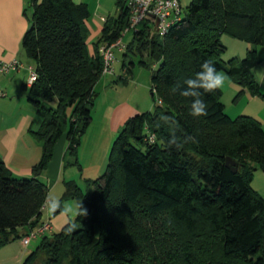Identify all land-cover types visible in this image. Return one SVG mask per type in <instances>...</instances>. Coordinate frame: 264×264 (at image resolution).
<instances>
[{
	"label": "trees",
	"instance_id": "16d2710c",
	"mask_svg": "<svg viewBox=\"0 0 264 264\" xmlns=\"http://www.w3.org/2000/svg\"><path fill=\"white\" fill-rule=\"evenodd\" d=\"M117 6L119 15L105 22L90 52L86 4L28 0L33 26L22 46L39 75L30 98L43 118L34 133L42 156L24 178L0 157V247L45 221L49 187L40 176L65 134L63 165L70 157L78 163L103 76L100 46L118 39L129 22L125 0ZM152 31L147 22L132 31L124 55H142L139 63L150 68L152 94L161 102L124 123L89 194L66 182L65 195L84 198L75 222L41 236L23 264H38L41 256L43 264H264V196L251 185L256 168L264 170V126L251 115L231 117L220 87L201 97L208 107L199 118L189 114L192 98L180 94L207 60L261 95L254 68L264 45V0H192L164 36ZM225 32L252 45L243 58L223 59Z\"/></svg>",
	"mask_w": 264,
	"mask_h": 264
},
{
	"label": "crops",
	"instance_id": "0c3cea01",
	"mask_svg": "<svg viewBox=\"0 0 264 264\" xmlns=\"http://www.w3.org/2000/svg\"><path fill=\"white\" fill-rule=\"evenodd\" d=\"M73 1L88 6L91 17L86 20V23L90 29L103 24L101 26L103 30L105 22L117 17L120 12L117 6L118 0ZM27 9L28 0H0V60L19 59L26 65L34 64L22 46L23 36L30 24L29 14L26 13ZM95 32L91 37L97 36L100 31ZM243 42H238V50L233 54L238 59L244 57L252 46L246 41ZM258 51L261 61L255 66L254 73L258 81L262 80L260 90L264 99V45L258 46ZM222 75L224 80H228L227 90L222 88V102L226 112L233 118L242 114L254 116L264 126V100L260 99V95H250L231 77H227L229 75L226 72ZM103 76L105 78L107 74ZM28 77L27 69L0 75V87L6 91V95L0 97V157L18 178L31 177L33 166L40 161L42 156V145L34 133L42 126L43 118L37 112V106L30 98L31 86L27 83ZM245 96H248L247 104L238 105ZM253 101L258 104L257 107L254 105V109L249 103ZM140 111V108H136L132 104L125 107L118 105L113 109L114 114L112 113L113 127L122 126L130 117L141 113ZM67 148L68 139L63 135L55 145L54 154L48 167L40 176L48 185L51 196L57 191L58 193L65 192L66 182L69 181L67 178H63L62 174ZM52 201L53 199L48 197L42 210L41 220L50 219L53 224L51 232H56L68 221L60 214L51 218L53 210L50 203ZM30 244L25 246L19 238L3 245L0 247V264H23L25 258L34 250Z\"/></svg>",
	"mask_w": 264,
	"mask_h": 264
},
{
	"label": "rangeland",
	"instance_id": "374dc122",
	"mask_svg": "<svg viewBox=\"0 0 264 264\" xmlns=\"http://www.w3.org/2000/svg\"><path fill=\"white\" fill-rule=\"evenodd\" d=\"M191 1L192 0H182L183 14L187 11V7ZM90 17L91 15L87 19H90ZM86 25L88 27L87 23ZM101 26H103V24L97 27H92V29L88 27L89 32L87 43L90 52L95 51V44L101 37ZM95 31H97V33L100 32L97 36L91 37L94 36L96 33ZM131 38L132 31L126 34L124 42L128 44ZM221 41L227 47L222 56L224 60H229L234 57L233 54L238 50V42L244 43L243 40L233 37L228 32L221 35ZM124 52L125 51L116 50L113 72L107 74L105 78L102 76L97 84V97L92 111L93 119L81 137L78 163H75L73 161L74 158L70 157L68 163L65 166L63 165L62 168L63 178L73 181L84 195L89 194L93 190L94 186L92 181L105 172L109 163V156L113 143L116 140L120 129L124 125H119L117 128L113 127V109L118 105L125 107L132 104L134 107L140 108V112L142 113L154 111L156 103L159 102L157 94H152L150 68L139 63L142 55L135 51V53L131 52L128 56H125ZM143 54L144 60L151 62L148 53L144 52ZM131 61H134L135 65L132 67L131 71H129L127 66ZM220 73L223 74L225 72L221 71ZM261 81L262 80L260 79L258 82L261 83ZM220 88L227 90L228 80H223ZM262 95L261 92L259 97H261V100H264ZM247 102L248 96H245L238 105H245ZM249 103H251L250 105L253 109L254 105L256 107L258 106L256 101ZM52 106H55V103H52ZM65 136L67 138L66 134ZM251 185L264 196V170L259 167L256 168ZM48 197L52 198L53 201L58 204V207L61 208L60 212L52 211L51 218L60 214L67 219L68 223L75 222L84 200L83 197L65 195L64 192L58 193V191L52 196L49 193ZM62 228L60 230H62ZM40 242L41 238L36 239L31 242L30 247L36 249ZM44 261V256H41L38 264H43Z\"/></svg>",
	"mask_w": 264,
	"mask_h": 264
},
{
	"label": "built area",
	"instance_id": "2783aa9c",
	"mask_svg": "<svg viewBox=\"0 0 264 264\" xmlns=\"http://www.w3.org/2000/svg\"><path fill=\"white\" fill-rule=\"evenodd\" d=\"M125 2L129 10L128 25L124 28L118 39L112 43L101 45L99 49L103 59V75L113 72L116 50H126L127 44L124 42V37L127 33L137 30L143 22H147L151 25L152 30L160 36H164L173 25L182 21L184 17L182 0H125ZM22 69L28 70L29 77L27 83L32 86L39 77L34 64L26 65L19 59L0 60V75H7ZM5 95L6 91L0 87V97ZM52 230L53 224L51 220H45L42 224L31 228L21 238L22 243L28 246L31 241L40 238Z\"/></svg>",
	"mask_w": 264,
	"mask_h": 264
},
{
	"label": "clouds",
	"instance_id": "9594fccd",
	"mask_svg": "<svg viewBox=\"0 0 264 264\" xmlns=\"http://www.w3.org/2000/svg\"><path fill=\"white\" fill-rule=\"evenodd\" d=\"M223 80V75L218 72L215 65L206 60L200 65V70L195 73L194 78H188L184 81L185 87L180 94L192 98L189 113L192 117L199 118L207 115L208 106L201 97L205 94L214 93L222 85ZM177 90V88H173V92ZM50 207L55 211L58 204L52 201ZM83 211L86 214V211Z\"/></svg>",
	"mask_w": 264,
	"mask_h": 264
},
{
	"label": "water",
	"instance_id": "95a60500",
	"mask_svg": "<svg viewBox=\"0 0 264 264\" xmlns=\"http://www.w3.org/2000/svg\"><path fill=\"white\" fill-rule=\"evenodd\" d=\"M157 23H158V21H157ZM32 26H33V23H30L28 28H31ZM226 165L229 168H231L233 170V172H235V173L238 172V165L231 157H227Z\"/></svg>",
	"mask_w": 264,
	"mask_h": 264
}]
</instances>
